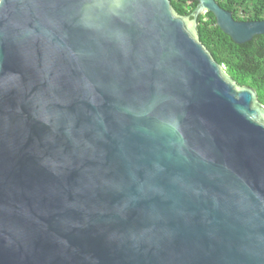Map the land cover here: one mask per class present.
<instances>
[{"label": "water", "instance_id": "obj_1", "mask_svg": "<svg viewBox=\"0 0 264 264\" xmlns=\"http://www.w3.org/2000/svg\"><path fill=\"white\" fill-rule=\"evenodd\" d=\"M0 3V264H264V106L200 43L215 0Z\"/></svg>", "mask_w": 264, "mask_h": 264}, {"label": "trees", "instance_id": "obj_2", "mask_svg": "<svg viewBox=\"0 0 264 264\" xmlns=\"http://www.w3.org/2000/svg\"><path fill=\"white\" fill-rule=\"evenodd\" d=\"M180 16L188 15L195 7L193 0H169ZM219 7L236 21L264 20V0H215ZM196 31L200 43L213 60L223 66L226 74L238 85L251 88L264 106V35L237 45L215 25L213 16L199 15Z\"/></svg>", "mask_w": 264, "mask_h": 264}, {"label": "snow or ice", "instance_id": "obj_3", "mask_svg": "<svg viewBox=\"0 0 264 264\" xmlns=\"http://www.w3.org/2000/svg\"><path fill=\"white\" fill-rule=\"evenodd\" d=\"M3 2V0H0V3H2Z\"/></svg>", "mask_w": 264, "mask_h": 264}]
</instances>
